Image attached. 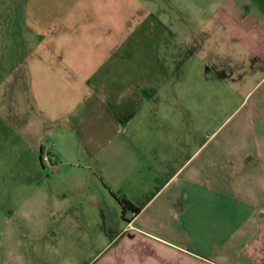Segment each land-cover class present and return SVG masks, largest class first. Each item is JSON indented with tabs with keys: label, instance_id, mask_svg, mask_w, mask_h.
<instances>
[{
	"label": "crops",
	"instance_id": "crops-1",
	"mask_svg": "<svg viewBox=\"0 0 264 264\" xmlns=\"http://www.w3.org/2000/svg\"><path fill=\"white\" fill-rule=\"evenodd\" d=\"M4 41L0 264H264V0H0Z\"/></svg>",
	"mask_w": 264,
	"mask_h": 264
},
{
	"label": "rangeland",
	"instance_id": "rangeland-1",
	"mask_svg": "<svg viewBox=\"0 0 264 264\" xmlns=\"http://www.w3.org/2000/svg\"><path fill=\"white\" fill-rule=\"evenodd\" d=\"M6 46V42H0V65H5L6 64V57L1 55V53L4 51V48ZM176 74L175 76H177ZM8 147H6L2 142H0V161L8 162L9 160H13V153H10ZM6 164V163H4ZM16 173L15 170L8 169V168H0V179L3 177H13V174Z\"/></svg>",
	"mask_w": 264,
	"mask_h": 264
},
{
	"label": "built area",
	"instance_id": "built-area-1",
	"mask_svg": "<svg viewBox=\"0 0 264 264\" xmlns=\"http://www.w3.org/2000/svg\"><path fill=\"white\" fill-rule=\"evenodd\" d=\"M43 159L53 163L57 161V154L55 151L48 149L43 153Z\"/></svg>",
	"mask_w": 264,
	"mask_h": 264
},
{
	"label": "trees",
	"instance_id": "trees-1",
	"mask_svg": "<svg viewBox=\"0 0 264 264\" xmlns=\"http://www.w3.org/2000/svg\"><path fill=\"white\" fill-rule=\"evenodd\" d=\"M120 200H121V203H122L124 209L132 208L135 212H137L139 210V208L134 206L132 204V202L130 200H128L126 197H121Z\"/></svg>",
	"mask_w": 264,
	"mask_h": 264
}]
</instances>
